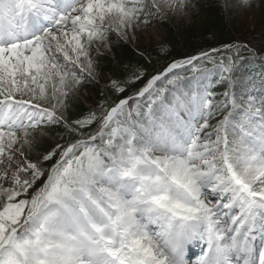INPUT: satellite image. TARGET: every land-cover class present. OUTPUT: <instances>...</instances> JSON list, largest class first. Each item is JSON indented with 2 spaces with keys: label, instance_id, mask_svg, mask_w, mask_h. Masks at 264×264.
Instances as JSON below:
<instances>
[{
  "label": "snow or ice",
  "instance_id": "obj_1",
  "mask_svg": "<svg viewBox=\"0 0 264 264\" xmlns=\"http://www.w3.org/2000/svg\"><path fill=\"white\" fill-rule=\"evenodd\" d=\"M189 4L0 0V264H264V75H242L244 49L176 61L138 95L67 119L96 48ZM209 59L230 81L223 100ZM55 125L73 141L29 158Z\"/></svg>",
  "mask_w": 264,
  "mask_h": 264
},
{
  "label": "trees",
  "instance_id": "obj_2",
  "mask_svg": "<svg viewBox=\"0 0 264 264\" xmlns=\"http://www.w3.org/2000/svg\"><path fill=\"white\" fill-rule=\"evenodd\" d=\"M227 3L228 0H190L187 13L180 12L177 14L173 11L170 12L173 15L169 18L160 15L145 17L149 22L141 24V29H151L161 25L168 30L169 35L163 47H144L142 51H139L119 33L113 32L110 38L111 45H107L106 51L101 52L96 48L94 54L97 76H105L106 78L110 74L114 76V80L107 84L104 90L100 91L94 89V86L97 85L94 75L85 77V83L79 85L76 91L83 95L89 90L90 93H93L94 98L90 97L88 104L73 93L67 109L69 123L74 124L94 112L103 113L124 98L138 95L152 77L161 74L176 61L191 59L216 49L224 50L229 45L233 46V49L236 47L244 49L243 55L247 57L254 55L251 49L264 55V51H262L264 50V33L260 34L259 31L246 29V22L243 20L248 6L244 5L243 0H238L239 6L235 9L227 7ZM239 43H245L249 47L238 45ZM223 50L215 54L216 58L224 59L232 51ZM236 55L240 56L241 54L237 52ZM199 63L204 66L214 62L209 59ZM194 67L183 70L182 73L189 77L196 76ZM137 72L142 73L145 78L139 80L138 83H133V78L137 76ZM262 73H264V66H262L261 71H256V74ZM117 80L128 85L129 91L123 95L118 93L113 86ZM212 81L213 79L209 78L206 83L209 84ZM94 127L99 128V123ZM45 129L54 134H61L65 145L70 144L74 139V134L63 125L49 126ZM57 147L59 146H51L48 153ZM29 158L38 161L33 157ZM55 163V161L46 162V166ZM44 183L45 181H41L38 187ZM35 191L36 189L33 190V192Z\"/></svg>",
  "mask_w": 264,
  "mask_h": 264
},
{
  "label": "rangeland",
  "instance_id": "obj_3",
  "mask_svg": "<svg viewBox=\"0 0 264 264\" xmlns=\"http://www.w3.org/2000/svg\"><path fill=\"white\" fill-rule=\"evenodd\" d=\"M172 15V13H168L166 15L160 16L169 18ZM243 20L246 22V29L259 31L260 34L264 33V0H253V6L247 7ZM167 36V30L161 26L147 30L141 29L140 25H137V28L134 32L122 37L126 39L134 48L142 51L144 47L164 46ZM97 49L99 51H104L106 49V46L104 45L102 47H98ZM260 58L261 57H255L245 62L247 69L252 67V65L257 66V68L264 65V60ZM202 68L205 70H214L213 74L218 75L219 78H221L220 80L222 81V87L218 89H215L212 85L211 87L217 94V99L223 100L230 88V81L223 79V70L221 68H218L217 65L211 69H208V66H204ZM242 75H248V73L246 72ZM102 79L103 77H96L97 85L94 86V89L102 91V89L105 88V86L112 80L111 78H108L105 81ZM75 93L79 95V99H81L85 103H89L88 99L90 97L94 98L93 93H90L89 90L84 92L83 95H81L80 92ZM255 94L259 96L260 90L257 89ZM221 119H223V117H221ZM61 143H64V138L61 134H54L47 130H41L38 134L37 147L34 151L32 149H29V156L37 160H42V158L46 154H48V151L51 150V146H59Z\"/></svg>",
  "mask_w": 264,
  "mask_h": 264
}]
</instances>
